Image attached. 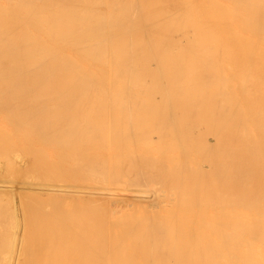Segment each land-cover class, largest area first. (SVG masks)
<instances>
[{
	"label": "bare ground",
	"instance_id": "bare-ground-1",
	"mask_svg": "<svg viewBox=\"0 0 264 264\" xmlns=\"http://www.w3.org/2000/svg\"><path fill=\"white\" fill-rule=\"evenodd\" d=\"M0 146L167 206L5 208L0 264H264V0H0Z\"/></svg>",
	"mask_w": 264,
	"mask_h": 264
},
{
	"label": "rangeland",
	"instance_id": "rangeland-1",
	"mask_svg": "<svg viewBox=\"0 0 264 264\" xmlns=\"http://www.w3.org/2000/svg\"><path fill=\"white\" fill-rule=\"evenodd\" d=\"M16 137H17V135H15ZM3 148H1V146H0V150H2ZM26 150V149H25ZM25 150L23 151L22 149L20 150V149H18L17 150V152H16V154H14V152H12V155H13V159H12V161H10V162H8V161H6V158L4 159V157H2L3 159H1L0 158V167H3V169L1 168V173H0V176H2V177H0V205H2V206H0V214H2V216L4 217L3 219L4 220H6L5 218H8V223H9V226H7V222L5 223L1 218H0V220H2L6 225V227H4V224H3V222L2 221H0L2 224H3V226H2V224L0 225V228L2 229V231L3 232H1L0 231V233H2L1 235H0V237L2 238V239H0V241H1V246H0V249H1V247L3 248V249H1V251L0 252H3L4 251V249H5V246H6V244H4V243H8V244H12V241H15V240H12V239H14L13 238V236H15V232H16V229H15V231H14V229L12 228L13 226H11V223L13 222V220H14V222H15V219H16V221L18 222V224L19 223H21L20 224V227H23V225L27 222V219H28V221H30V216L29 217H24V218H19V217H17L18 216V212L20 211V210H18L17 212H16V208L19 206V207H21V205L22 204H24L26 207H27V205L28 206H31L30 205V203H32V204H34V205H36L37 203H39V202H41V204L43 203H46V202H43V201H47L48 200V198L52 201V198H53V200H55V201H57V203L58 204H63L62 205V207L63 208H67L68 207V209H72L71 207L73 206V207H75V206H77V205H81L80 207H81V209L83 210V208H84V210H85V208H86V210H85V213H90V212H88L87 210H89V206L91 205V207H92V209H94L95 208V204H91L92 202H94V203H96L97 204V208L96 209H98V203H99V205H101L100 206V208L102 209V212H103V214L102 215H104L105 213H106V211H105V213H104V210L103 209H107V219L108 220H112V222L113 223H117V221L118 220H120L119 218H123V217H121L122 215H123V212H125V215L129 212V214H127L126 216H127V219H128V217L131 215V217L133 216V214H132V211L133 210H135V208H136V210H135V212H134V216L133 217H135V213L137 214L136 215V217L138 216V215H144L145 213V209H148V211H149V209H150V214H151V211L153 212H155L157 209L159 210V208H158V206H161L162 208L164 207V205H160V201H163V193L161 194V193H159V195L156 193V191H155V194H154V191H152L153 189L152 188H149V189H152V190H146L147 188H137L136 186L135 187H133V186H128L127 184H125V186H120L122 183L120 182V185L118 184V183H114V185L116 186H114L113 185V183H112V185H110V183L107 185V187H103L104 185H99V184H97V182L96 183H94V185L91 183L92 181H94V180H92L91 182L89 181L88 182V180L87 179H85V180H87V182L86 181H83V177H82V175H80V178L82 179V181L79 183V181L77 182V180H78V178H79V174H81V173H79V172H77L76 174H77V179H75L73 182H75V183H71V181H69L68 183H67V181L68 180H64V181H66V182H64L63 180L61 181V182H63V183H61V182H59V181H56V183L54 182V181H52V182H49V181H47V182H39V181H36L35 179H33V178H31V179H26V177L24 176L25 175V172H26V174L28 173H31V172H33V171H35V168L36 167H38V168H40L38 165H36V162L35 161H31V162H29L28 163V158L26 157V156H24V154L23 153H25ZM46 150H48V149H46ZM48 151H50V153H52V149H49ZM26 152H28L27 150H26ZM29 153V152H28ZM26 157V158H25ZM14 161V162H13ZM12 162V163H11ZM35 162V163H34ZM77 162V161H76ZM8 163V164H7ZM9 163H11L10 164V166H9ZM15 163V164H14ZM34 163V164H33ZM73 165H75L74 163H72ZM11 166H15V167H17V168H15V169H18V168H20V171H16L15 169L13 170V168L11 167ZM29 166H30V169H29ZM8 167V169H9V167H10V169H12V170H6V168ZM33 169H32V168ZM26 170H28V171H26ZM42 173H45V171H42ZM12 174V175H11ZM85 174V173H84ZM41 175H43V174H41ZM84 177H85V175H84ZM22 180V181H21ZM32 181V182H31ZM35 181V182H34ZM79 183V184H77V183ZM85 182L86 183H88V184H85ZM65 183H67V184H65ZM89 183H91L92 185H90ZM47 184H53V186L51 187V188H53V191L50 189H45V188H48L49 186L47 185ZM76 184V185H75ZM117 184L120 186V188H119V186H117ZM7 186V187H6ZM17 186V187H16ZM94 186V187H93ZM57 187V188H56ZM72 187H73V189H72ZM123 187H125V188H123ZM95 188H97L96 190H97V192H94L93 191V189ZM105 188V189H104ZM133 188V189H132ZM40 189V190H39ZM98 189H100L101 191L99 192V190ZM119 189H121V192L120 191H118ZM92 190V191H91ZM95 190V191H96ZM102 190H104V191H102ZM106 190V191H105ZM123 190V191H122ZM124 190H125V193H124ZM47 191H48V193H47ZM59 193H58V192ZM89 191V192H88ZM108 191V192H107ZM127 191V192H126ZM46 192V193H45ZM119 192V193H118ZM7 193V194H6ZM9 193V194H8ZM139 193V194H138ZM54 196H53V195ZM83 196H82V195ZM85 194H87V195H85ZM126 194V195H125ZM128 194V195H127ZM130 194V195H129ZM152 194H154L153 196H152ZM4 195H6V196H4ZM56 195V196H55ZM60 195V196H59ZM151 195V196H150ZM162 195V196H161ZM23 196H25V198L23 197ZM35 196V197H34ZM62 196H64V197H62ZM71 196H73V197H71ZM78 197L79 198V200H77V198L76 197ZM84 197L83 198V200H81V198L82 197ZM123 196V197H122ZM150 196V197H149ZM159 196V197H158ZM22 197L24 198L23 200H22ZM38 197V198H37ZM67 197V198H66ZM96 197V198H95ZM129 197V198H128ZM162 197V198H161ZM31 198H35V201L33 200L32 201V199ZM41 198V199H40ZM57 198V199H56ZM60 198V199H59ZM62 198V199H61ZM85 198L87 199V200H85ZM92 198V199H91ZM111 198V199H110ZM120 198V199H119ZM152 198V200H150ZM29 199H31V200H29ZM37 199H39V200H37ZM42 199H44V200H42ZM113 199H115V200H113ZM119 199V200H118ZM49 200V201H50ZM60 200V201H59ZM78 201V203H77V201ZM92 200V201H91ZM95 200V201H94ZM103 200V201H102ZM148 200V201H147ZM4 201V202H3ZM22 201H25V202H22ZM30 201V202H29ZM32 201V202H31ZM54 201V202H55ZM68 201V202H67ZM72 201V203H70ZM80 201V202H79ZM85 201V202H84ZM86 201H88V203H86ZM97 201V202H96ZM107 201V202H106ZM130 201V202H129ZM154 203H153V202ZM26 202H28L29 204H27ZM36 202V203H35ZM48 202V201H47ZM53 202V201H52ZM84 203L86 206H87V204H88V206L87 207H85V205L84 204H82V203ZM100 202L102 203V204H100ZM118 202H120V203H118ZM135 202V203H134ZM157 202V203H156ZM19 203V204H18ZM22 203V204H21ZM56 203V202H55ZM118 203V204H117ZM135 205H134V204ZM147 203H148V205H147ZM4 204V205H3ZM27 204V205H26ZM48 203H46V206H45V204H44V206L45 207H43L42 205V208L44 209L45 208V212L44 213H46V212H49V213H52V211H53V215H55L56 216V214H55V212H56V209H60L59 207L60 206H58L57 207V204H55L56 205V209H55V205L52 203V205L54 206V210H53V208H51L50 206H51V204H50V206H48L47 205ZM68 204V205H67ZM75 204H77V205H75ZM105 204V205H104ZM116 204H117V206H116ZM124 204V205H123ZM130 204V205H129ZM132 204V205H131ZM140 204V205H139ZM161 204H164V201H163V203H161ZM7 205H9L10 207L7 209ZM13 205V206H12ZM18 205V206H17ZM34 205H33V207H34ZM38 205V204H37ZM36 205V206H37ZM40 205V204H39ZM38 205V207H40L41 208V206H39ZM72 205V206H71ZM84 207H83V206ZM92 205H95L94 207L92 206ZM119 205V206H118ZM124 206V207H122V206ZM147 205V206H146ZM156 205V206H155ZM158 205V206H157ZM52 206V207H53ZM71 206V207H70ZM116 206V207H115ZM121 206V208H119ZM135 206V207H134ZM144 206V207H143ZM152 206V207H151ZM12 207V208H11ZM16 207V208H15ZM23 207V206H22ZM32 207V206H31ZM37 207V208H38ZM46 207H47V209H46ZM61 207V208H62ZM80 207L78 206V209L76 208V211H78L79 213H81L80 211H81V209H80ZM83 207V208H82ZM112 207H114V208H116V209H113ZM118 207V208H117ZM148 207V208H147ZM150 207V208H149ZM155 207V208H154ZM165 207H167L166 205H165ZM164 207V208H165ZM3 208V209H2ZM6 208V209H5ZM37 208H35L34 210H35V212H36V209ZM41 208V209H42ZM62 208V209H63ZM100 208H99V210H100ZM133 208V209H132ZM4 209L5 210H8V212H9V209H10V211H11V209H12V211L14 210V212L13 213H15L14 214V216L12 215V213L10 212V215H11V217H12V221H11V223H10V221H9V218H11L10 217V215H9V213L6 215L5 213V211H4ZM91 209V208H90ZM95 209V210H96ZM110 209H111V211H110ZM121 209V210H120ZM129 209H131V210H129ZM29 209L27 208V211H28ZM32 210V209H31ZM34 210H33V212H34ZM115 210V211H114ZM119 210H120V213H119ZM162 209H160L159 211H161ZM4 212V215H3V212ZM39 211H41V210H38V213H39ZM67 211V210H66ZM73 211H75V208L73 209ZM97 211V213H98V210H96ZM108 211H110V214H111V216H110V214H109V212ZM114 211V213L112 214L111 212H113ZM118 211V212H117ZM128 211V212H127ZM144 211V212H143ZM159 211H156V212H159ZM2 212V213H1ZM32 212V211H31ZM43 212V211H42ZM41 212V213H42ZM101 211H100V213H102ZM142 212V213H141ZM20 214H22V212L20 211L19 212ZM29 213V212H28ZM37 213V212H36ZM78 213V214H79ZM83 213H84V211H83ZM84 213V214H85ZM100 213H98V216H102ZM119 213V214H118ZM131 213V214H130ZM141 213V214H140ZM146 213H147V211H146ZM149 213V212H148ZM33 215H34V213H32ZM77 214V215H78ZM82 214V213H81ZM81 214H79L80 216H81ZM9 215V217H7ZM28 215H31L30 213L28 214ZM120 217H119V216ZM152 215V214H151ZM25 216V215H24ZM83 216V215H82ZM81 216V217H82ZM105 216V215H104ZM110 216V217H109ZM113 216V217H112ZM117 216L119 217V218H117ZM124 216V215H123ZM125 216V217H126ZM1 217V216H0ZM16 217V218H15ZM87 217V216H86ZM14 218V219H13ZM27 218V219H26ZM77 218H79V217H77ZM83 218V217H82ZM21 219V220H20ZM23 219H26V222H25V220H24V223H23ZM81 219V218H80ZM118 219V220H117ZM125 218H123L122 219V221L124 220ZM79 220V219H78ZM115 220H117V221H115ZM126 220V219H125ZM120 222H121V220H120ZM12 225H13V223H12ZM26 226V224L24 225V227ZM11 227V228H10ZM17 227V226H16ZM5 228H7V230H4ZM9 228H10V230H9ZM15 228V227H14ZM0 229V230H1ZM18 230V229H17ZM6 231V232H5ZM5 232V234L6 235H4L3 233ZM5 236H7V237H5ZM9 236V237H8ZM3 238H5V240L3 239ZM12 238V239H11ZM7 239V240H6ZM5 241V242H4ZM4 246V247H3Z\"/></svg>",
	"mask_w": 264,
	"mask_h": 264
}]
</instances>
